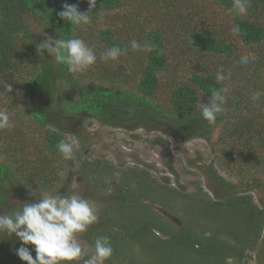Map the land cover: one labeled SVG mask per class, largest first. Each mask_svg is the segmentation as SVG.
<instances>
[{
    "label": "trees",
    "instance_id": "1",
    "mask_svg": "<svg viewBox=\"0 0 264 264\" xmlns=\"http://www.w3.org/2000/svg\"><path fill=\"white\" fill-rule=\"evenodd\" d=\"M213 1L237 12L234 28L244 44L264 48V0ZM189 11H183L181 0H93L89 5L86 0H0V155L5 157L0 162V208L9 201V184L25 186V181L44 178L47 165L70 157L69 131L57 122L56 110L64 120L89 116L113 126L166 120L170 136L184 141L207 138L230 110L238 115L232 123L234 134L246 138L245 154L256 150L251 156L264 166V98L254 95L253 87L264 79V53L254 63L250 84L226 86L220 72L203 71L196 64L170 86L167 105L157 100L163 74L173 70L172 28L183 19L190 47L232 56L233 46L221 40L213 26L185 27L187 19H194ZM37 24L58 35L56 60L47 55ZM110 55L122 61H109ZM78 62L92 72L97 67L100 77L78 74ZM201 95L223 101L227 110L201 105ZM52 96L55 109L43 104ZM30 122L34 130H45L44 149L34 154L26 130L33 129ZM157 140L169 145L165 137ZM89 166L105 175L113 170L107 162L92 161ZM129 171L122 180L134 185L132 190L122 188L124 200L107 208L109 221L85 233L92 249L61 241L23 246L12 230L9 239L0 238V264H95L96 256L105 264H243L257 250L264 232V205L251 194L223 181L217 183L215 198L199 188L184 195L190 201L178 227L151 208L141 212L144 199L133 201L129 194L153 190L168 200L178 191L158 184L147 170ZM189 206H194L192 214L187 213Z\"/></svg>",
    "mask_w": 264,
    "mask_h": 264
},
{
    "label": "rangeland",
    "instance_id": "2",
    "mask_svg": "<svg viewBox=\"0 0 264 264\" xmlns=\"http://www.w3.org/2000/svg\"><path fill=\"white\" fill-rule=\"evenodd\" d=\"M86 1L89 5L93 0ZM181 1L183 11L190 10L189 13L194 17L186 20L185 27L189 24L213 26L220 39L233 46V52L232 56L203 54L190 47L186 29L181 26L183 19L179 26L172 28V50L175 54L173 70L163 74L164 85L159 91L158 102L167 105L170 86L179 83L191 68L196 69V64L203 71L220 72L226 86L250 84L251 73L257 69V64L254 63L264 53V48L246 45L237 36L234 28L237 12L226 10L213 0ZM37 26L47 45V55L56 60L55 51L60 44L58 35L52 30L46 31L39 24ZM108 59L112 62L122 61H118V57L113 55ZM83 66L89 67L78 62L75 71L93 80L100 77L97 67L92 72ZM88 80V83L92 82L91 79ZM253 87L256 92L254 95L264 98V79ZM67 88L66 83L65 89ZM55 101L53 96L46 97L43 104H50L55 109L58 107ZM200 104H207V107L212 104L220 110L226 108L222 105L223 101L212 102L204 95L200 96ZM18 105L23 112L26 111L24 104ZM227 111L226 118L208 133L207 138L197 136L184 141L170 136L172 128L166 120L150 125L113 126L89 116L69 117L64 120L56 110L57 122L66 124L69 131L67 140L70 142V157L67 161L47 165L49 170L44 178L25 181V186L9 184L12 189L9 201L0 208V238L9 239V233L13 230L17 242L23 246L34 242L35 247H38L37 245L50 241H61L64 244L92 249L85 233L109 221L107 208L114 201L124 200L122 188L132 190L134 185H127L122 180V174L131 169L147 170L158 184L178 191L177 197L168 200L161 198L164 194L155 193L153 190L138 189L129 192L133 201L144 199L146 205L139 206L141 212L145 207L151 208L178 227L184 223L185 205L190 201L184 195L202 188V192L215 198L217 183L222 181L227 183L226 186L234 185L237 192L251 194L254 201L263 206L264 166L251 156L258 154L256 150L250 153L246 151L249 155L245 154L246 138L234 134L232 125L238 115ZM26 130L30 133V151L33 154L34 151H42L44 128L34 130L33 124V129ZM160 137L168 139L169 145L158 142ZM4 160L5 157L0 155V162ZM92 161L107 162L113 170L105 175L96 167L89 166ZM222 193V196L229 195ZM169 195L173 197L174 193ZM192 210L194 206H189L187 213ZM213 226L207 222V229H212ZM256 249L247 256L243 264H264V232ZM95 259V264H105L97 256Z\"/></svg>",
    "mask_w": 264,
    "mask_h": 264
}]
</instances>
